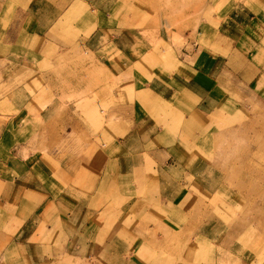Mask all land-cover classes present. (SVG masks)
Returning a JSON list of instances; mask_svg holds the SVG:
<instances>
[{"label":"crops","instance_id":"crops-1","mask_svg":"<svg viewBox=\"0 0 264 264\" xmlns=\"http://www.w3.org/2000/svg\"><path fill=\"white\" fill-rule=\"evenodd\" d=\"M63 1L0 7V54L7 50L0 85L22 71L21 84L0 97V264H151L139 259L145 248L136 250L140 239L127 228L139 221H125L123 211L150 209V196L141 197L152 185L161 208H179V144L199 141L180 136L186 112L201 132L223 122L224 85L239 79L233 56H243L252 81L263 73L264 0L240 7L241 18L232 12L242 5L225 13L239 29L230 51L202 61L185 55L193 63L164 41L141 53V30L124 13L94 15ZM62 24L92 32L73 43L57 37ZM105 49L117 60L98 55ZM43 50H51L49 61ZM89 99L97 110L85 106Z\"/></svg>","mask_w":264,"mask_h":264},{"label":"rangeland","instance_id":"rangeland-1","mask_svg":"<svg viewBox=\"0 0 264 264\" xmlns=\"http://www.w3.org/2000/svg\"><path fill=\"white\" fill-rule=\"evenodd\" d=\"M18 1L26 4L25 7L29 2ZM250 1L254 2L74 0L73 8L94 11V15L99 12L110 15L124 13L129 17V24L141 30L137 38L141 53L164 41L162 43L171 44L183 60L190 53L202 61L213 60L218 54L225 56L230 51L233 45L230 40L237 37L239 29L227 20L224 22V14L238 4L242 6L232 13L241 18L240 7L247 3L250 8L254 4ZM3 3L4 0H1L0 7ZM56 4L63 7L64 1L57 0ZM4 9H7L5 5ZM217 28L221 31L217 32ZM91 32L92 28L84 33L74 28L65 30L62 24L57 37L74 43L79 41L80 35L83 34L81 37L85 38ZM58 38L54 41L58 42ZM106 40H110L108 35L105 43ZM78 46L79 42L75 43L72 51ZM50 51L43 50L40 57L46 60L52 55ZM261 52L257 60L264 62V50ZM6 53L7 50H3L0 58ZM11 53L17 55L14 50ZM256 53L259 51L254 55ZM98 55L105 58L110 56L111 61L118 58L117 54L111 56L106 49ZM174 56L176 58V54ZM233 57L235 64H232V68L239 79L232 78L224 85L227 95L220 106L223 110L221 118L217 119L223 122L217 123V128L201 132L194 127L195 116L186 112L188 118L184 119L180 136L185 142L188 139L199 141L198 148L191 143L179 144V208H161L158 194L154 191L157 187L152 185L151 193L148 191L146 196L141 197L148 200L150 196V203L144 200V204L151 206L150 209L139 208L135 213L133 210L123 211L121 217L125 221L132 217L139 221L135 226L127 224V228L130 225V229H134L132 233L140 239L135 244L136 250L145 248L143 253L146 257L140 260L147 259L151 264H264V70L257 80L252 81L255 75L248 70L247 62L241 59L243 56ZM4 60L0 59V72L6 68ZM55 61L58 62L57 69L63 71L65 60L59 58ZM185 61L193 63L188 59ZM47 64L45 72L48 70ZM6 71L10 73L13 69L8 67ZM21 73V70L14 72L8 86L0 85V97L21 84ZM101 99L103 102L108 99L106 92ZM84 102L89 111L97 110L95 99ZM103 106L106 108L105 104ZM89 111L86 114L82 111V114H93L98 118L99 113ZM155 176L153 173L152 183ZM167 214L177 216L178 222L170 223L173 218H167ZM145 218L150 223L140 224ZM166 221L167 224L162 223ZM160 234L166 236L167 240L161 239Z\"/></svg>","mask_w":264,"mask_h":264}]
</instances>
